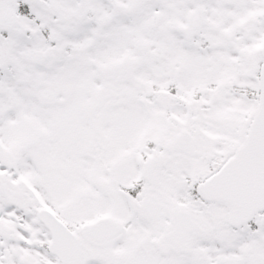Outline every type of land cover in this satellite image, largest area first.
<instances>
[{"label": "snow or ice", "instance_id": "6c2138e0", "mask_svg": "<svg viewBox=\"0 0 264 264\" xmlns=\"http://www.w3.org/2000/svg\"><path fill=\"white\" fill-rule=\"evenodd\" d=\"M0 264H264V0H0Z\"/></svg>", "mask_w": 264, "mask_h": 264}]
</instances>
